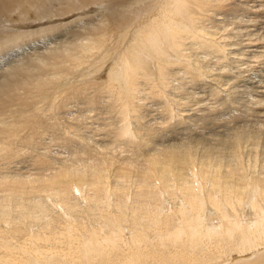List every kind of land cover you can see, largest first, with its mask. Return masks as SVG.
I'll return each mask as SVG.
<instances>
[{
  "label": "bare ground",
  "instance_id": "1",
  "mask_svg": "<svg viewBox=\"0 0 264 264\" xmlns=\"http://www.w3.org/2000/svg\"><path fill=\"white\" fill-rule=\"evenodd\" d=\"M260 1L0 0V264H264L261 135L214 133L230 91L193 109ZM72 103L109 122L76 135Z\"/></svg>",
  "mask_w": 264,
  "mask_h": 264
},
{
  "label": "rangeland",
  "instance_id": "2",
  "mask_svg": "<svg viewBox=\"0 0 264 264\" xmlns=\"http://www.w3.org/2000/svg\"><path fill=\"white\" fill-rule=\"evenodd\" d=\"M254 1H255L256 6H260V2H261L260 0H254ZM48 6L50 7L51 5H48ZM255 10L256 12L254 14L241 16L242 11H238L236 12V14L231 16V18L233 19H239L230 24L229 28H232L231 36L234 41H237V42L242 41L241 44L243 46L236 48L239 50L236 51L235 53H234V50L228 49V52L235 54L231 56L229 66L227 67V69L230 70L229 73H222L225 70L222 65H215L211 63L213 70L215 72L219 71L217 73L218 75L215 74L214 72V77L217 78L216 80L218 81H214L212 83V86L214 88L220 90L219 94L217 96L212 95L210 97L201 98L199 100V103H197L198 105H195L193 109H196L199 111L202 109H210V108H211L210 110H212L213 107H225V105H223L222 103L224 104L226 103L223 101L222 98L228 95L230 91L232 93L231 96L235 97L238 103L235 104L236 106L234 105V109H231L228 113L225 112L224 114H222V116H220V119L222 121L213 127V129L215 128L213 130L214 133L216 132L217 134L221 136H224L225 134H231V132L230 133L228 132V128L235 127V129H239V130L242 129V131H247L250 134L252 133L253 135L254 134L261 135V140L262 142H264V131H263L264 130V124H263L264 123V112L258 113L257 115L256 114L253 115V112L255 110L261 111V107L264 106V103H262V101H264V56L261 55L262 52H264V34H263L264 30L262 29L264 28V7L262 8L258 7ZM247 35H250V36L248 37ZM52 38H60V35H53ZM248 40H258V41L256 44L253 45V44H248L247 42ZM19 51L20 50L15 49V53L21 54L22 52H19ZM244 51L245 53H242ZM27 52L31 53L32 50L27 51ZM15 53L13 52L12 54H15ZM237 55H242L243 57L241 58L236 57ZM8 58H11V57L9 56ZM32 58H34V56ZM220 69H224V70H220ZM106 74H103V77L100 79L101 81L106 80ZM219 76L222 78H219ZM204 88H205L204 86L198 89L193 88V92H202ZM78 89H81V88H78ZM188 91L190 92V90ZM181 93H182L181 95L183 96L184 95L183 92ZM91 97L92 98H88V99L95 100V103L93 104V106L97 108L99 106V104L97 103V99L93 98V96ZM73 104L74 103L69 105L70 108L67 110V112L71 114L72 120L70 119L68 122H70V124H73L70 127L76 132V135H79L81 137L85 136V138H87V137H90L91 134H94V132L90 133L89 130H87L91 125H93V127H96V125L93 124L91 120L86 119L88 118V116L96 124H107L109 122L108 120H104L105 118H107L106 116H108V115L105 116L107 111H99V110L95 111L94 110L95 113L93 112V114H95L94 115L95 117H93V114L91 112H90L91 115L88 114L84 104H80V106L78 105L76 108L71 110V108H73ZM143 104L146 105L144 110L148 109L149 113L155 114L154 110L156 109L157 106L153 101L146 100L144 101ZM234 111H236V113H234ZM263 111H264V108H263ZM139 112H142V111H139ZM239 112H242L243 114H239ZM152 118H156V117L152 116ZM153 121L154 120H152L150 123L152 124ZM262 121L263 123H261ZM59 123H62L63 125L65 122L64 120H60ZM73 126H76V128ZM85 127H86V130H85ZM100 128L102 127L100 126ZM111 139H112L111 136L108 135V140L107 142H105L106 144L101 145V147L105 149L113 148ZM98 143H101V142L98 141ZM47 145L50 146L49 150L54 151L56 149L54 148L55 147L54 143L49 142L48 144L47 142ZM27 152H33V153H27ZM44 153L45 151L43 150V147H40L39 149L24 148L23 153L20 155L21 157L17 159L18 161L15 162L14 166H16V169L18 170L20 169V167L26 166L25 168H21L20 169L21 171H24V169H26L27 166L32 167L33 169L35 166H33L31 160L38 159V157L41 158L42 154ZM98 156L100 158L101 154H99ZM19 163H21V166ZM112 176L113 175L108 176L109 180L112 179Z\"/></svg>",
  "mask_w": 264,
  "mask_h": 264
}]
</instances>
